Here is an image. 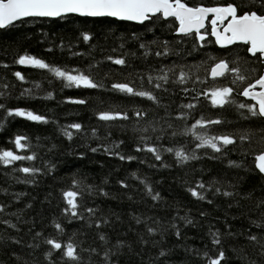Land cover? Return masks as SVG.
<instances>
[{
  "label": "trees",
  "instance_id": "obj_1",
  "mask_svg": "<svg viewBox=\"0 0 264 264\" xmlns=\"http://www.w3.org/2000/svg\"><path fill=\"white\" fill-rule=\"evenodd\" d=\"M223 2L189 0V3L206 6ZM176 26L173 18L165 20L161 17L152 23L136 24L110 17L66 15L59 18L30 17L0 29V104L6 108L33 111L49 121L45 124L29 121L26 117H8L5 110L0 109V151L35 155L31 161H15L12 165L0 163V205L5 206L4 212H0V221L9 220L19 229L0 223V264H49L44 252L51 246L45 244L44 239L56 238L68 243L69 237L78 251L81 248L97 249L96 253H81L82 260L87 262L90 259L92 264H103V250L111 248L117 239L131 245V251L125 247L121 250L122 255L112 257L118 264H208L221 246L228 257V264H264V256L261 255L264 249L246 239L249 234L264 237V229L250 223L252 220H264V204L257 206L264 199V176L255 168V156L264 150V132L260 131L259 119L252 118L246 108L237 107L241 103L255 105L238 93L248 83L254 82L264 64L247 53L243 44L218 47L211 37L209 23L207 32L203 31L206 34L203 41L197 40L194 33L188 36L176 34ZM84 34L90 36L89 41L83 40ZM153 40L157 43L152 44ZM161 41H168V54L156 56L157 51H163ZM141 42L145 49L139 48ZM145 50L149 52L147 57L142 54ZM20 55L34 56L52 68L71 74L79 70L91 75L102 87L68 86L66 81L48 69L16 63ZM109 56H125L126 65L113 64L107 59ZM237 56L240 59L236 66L248 77L239 88L231 84V74L212 78L211 69L220 59H226L231 65ZM161 68L166 71L173 69L168 72V82H161L166 92L163 88L153 89L147 82V75L155 77L162 74ZM252 68L257 71H251ZM181 70L188 74L184 84L178 80ZM15 72H20L24 79H18ZM127 81H133L137 88L142 84L144 89L152 90L161 106L157 107L145 98L128 97L111 88L112 83ZM222 86L234 87L230 97L232 103L224 107L213 106L211 91ZM185 88L187 92L183 91ZM25 90L27 93L22 95ZM78 99L86 103H72ZM189 103L196 106L181 108ZM137 108L145 110L146 117L137 118L134 115ZM103 110H123L129 119L101 121L98 112ZM181 112L188 113L187 119H177ZM201 116L222 122L193 130L192 125ZM53 120L56 123H52ZM73 122L81 123L84 130L81 133L72 130L73 139L68 140L58 126ZM149 123L165 130L160 140L156 139L161 135L159 131L153 133L149 128L147 134L151 137L150 144L162 145L160 161L146 151H134L140 133L133 129ZM93 128L96 136L91 135ZM173 132L176 133L174 136ZM220 134L233 136L235 145L224 147L222 153L196 148L199 142L196 135ZM16 135L28 137L27 141H22L28 144L27 148H15ZM241 135L249 138L240 141ZM104 146L110 152L106 153ZM91 148H97V151L92 152ZM167 148L173 151H163ZM177 150L189 154L195 151L199 159L177 163ZM117 152L132 155L135 159L120 160L114 154ZM229 160L242 167L230 166ZM20 167H35L40 171L25 174L16 170ZM132 173H136L138 178H134ZM73 178L80 182L81 187L94 184L109 193L108 197L85 195L82 201L86 207H98L100 211L93 219L106 216L111 221L109 225H102L99 229L94 224L89 227L87 212L83 213L85 219H72L70 222V212L62 213L61 209L66 206L62 190L72 187ZM139 179H146L161 198L153 201ZM213 179L218 183L208 189V183ZM105 180L107 183H103ZM118 180H124L129 187L121 188ZM197 182H204L208 189L203 193L204 201L187 191L189 187L201 191ZM215 187L234 195H214ZM18 193L23 195L17 199ZM209 199L212 204L207 203ZM201 212L205 215L202 216ZM11 213H16L20 219ZM134 216H139L142 223L136 224ZM181 217L192 223H185ZM157 220L159 224L155 223ZM53 221L63 226L62 234L53 227ZM173 224L180 231L179 238L174 235ZM146 226L156 228V234L149 235ZM217 229L222 243L214 247L208 233ZM227 231L235 235L227 236ZM36 232L41 236L36 237ZM97 233L105 234L108 243L100 241ZM141 235L147 244L139 243ZM14 239L20 243L15 244ZM154 240L159 242L155 246ZM233 248L243 251L238 256ZM160 250H165L167 255L158 257ZM16 256L20 259L17 260ZM49 259L53 264L66 262V258L61 260L60 250H53Z\"/></svg>",
  "mask_w": 264,
  "mask_h": 264
},
{
  "label": "snow or ice",
  "instance_id": "obj_2",
  "mask_svg": "<svg viewBox=\"0 0 264 264\" xmlns=\"http://www.w3.org/2000/svg\"><path fill=\"white\" fill-rule=\"evenodd\" d=\"M68 13L79 14L80 16L86 17H115L119 20L124 21H136L140 24H145V22L152 23L154 20L160 19L163 17L165 20L168 18H173L176 23L175 32L181 34L182 36H188L190 34H195L197 40H205V34H202L201 29H206V21L211 17V35L215 37V43L220 45L222 48H226L228 45L236 44L237 42L242 43L246 46L245 51L250 53L253 57H256L260 64H264V0H224L223 3H218L213 6H206L203 4H192L189 3V0H0V28L5 27L6 25L12 24V22L21 20L24 17H58ZM218 25H223V28H219ZM151 30V29H149ZM135 35V34H134ZM90 36L88 34L83 35L84 41H89ZM152 44H156L157 41H151ZM163 51H157L156 56H162L168 54V41L160 42ZM123 46V45H121ZM140 49H145L146 46L144 43L139 44ZM145 57L149 55V52L145 50L142 53ZM134 55V54H133ZM115 65L125 66L126 58L125 56H120L118 58H113L112 56L107 57ZM240 59L237 56L232 62L231 65L226 59H220L218 63L211 70V75L215 77H223L226 74H231V84L239 88L240 85L248 80V77L243 74L240 67H237V61ZM16 63L21 65H28L39 69H48L49 71L54 72L57 77L62 78L67 82L68 86L75 85L76 87H83L89 89H95L102 87L101 84L94 81L89 74L82 73L79 70H75L76 74H71L67 71H62L59 68H52L49 64L45 63L42 59H38L30 55H20L16 60ZM91 68L92 65H89ZM253 72H256V68L250 69ZM173 71L172 68L160 69L162 74L156 75L153 77L151 74L147 75V82L152 86L153 89L160 90L163 88L161 82L167 83L169 80L168 72ZM14 75L23 80L24 77L20 72H15ZM132 73H129L131 76ZM188 74L184 71H180L178 75V80L180 84H184ZM138 79L143 80V77L138 76ZM175 82V81H174ZM133 81L127 82H116L112 83L111 88L120 93L126 94L128 97H141L145 98L147 101L152 102L157 107H160L159 100L156 94L152 90H146L143 88V85L139 88L133 86ZM259 88V91L255 89ZM234 87L231 86H222L214 88L211 91V101L213 106L224 107L232 103L230 100L231 94L234 91ZM163 91H167L166 88H163ZM183 91L187 92L188 89L185 88ZM22 93V95L26 94ZM240 95L244 97H249L251 100H254L255 105L241 103L237 107L240 109H247L248 113L252 118H257L261 121L260 131L264 132V68L259 70V74L254 78V82L248 83L247 86L243 87L239 91ZM49 95H51L49 93ZM195 99V97H194ZM72 103L83 105L86 103L83 99L73 100ZM196 105L189 103L182 105L181 108L192 109ZM167 108V106H164ZM0 109H4L8 117H26L29 121H34L38 123H48L44 115L34 114L33 111H27L21 108H6L4 104H0ZM168 115L167 111L165 113ZM134 115L137 118H144L147 115V112L143 109H134ZM188 113L181 112L177 115V119H187ZM98 118L101 121H116V120H128V114L123 110H103L98 112ZM163 119V117H161ZM248 119V117H245ZM222 121L220 119H205L201 116L200 119L195 121V124L192 125V129L195 130L197 127L205 128L208 125H218ZM52 123H56L55 120ZM61 134L68 140L73 139L74 132L81 133L84 130V126L81 123L73 122L67 125L58 126ZM168 127H171L169 124ZM149 128L153 133L159 131L161 135L156 137L157 140L162 139L164 129L152 126L149 123L147 126L134 128L133 130L140 133L138 136L139 143H137L134 151L142 152L146 151L151 153L155 160H161V148L162 145L150 144L149 141L151 137L148 134ZM176 133L173 132L174 136ZM91 135L96 136V129L91 130ZM98 138V137H97ZM247 135H241L239 137L240 141L248 139ZM264 139V137H262ZM28 137L23 135H16L14 144L16 149H25L28 147L27 143H22V141H27ZM196 140L199 141L196 144V148L211 149L215 153H222L224 147L229 145H235L236 140L233 136L229 134H220V135H196ZM122 143V142H121ZM92 152H96L97 148H91ZM104 151L106 153L110 152V149L107 146H104ZM163 151L171 153L172 148L163 149ZM119 157L120 160L131 161L135 159L132 155H121L120 153H114ZM175 157L177 163H185L190 160H197L199 157L193 151L191 154L186 153L182 150L175 151ZM35 155H18L12 150H2L0 151V163L4 165H12L15 161H24V160H34ZM229 165L235 168L242 167L241 164L236 161L229 160ZM166 166V165H162ZM255 168L258 170L259 174L264 176V150L260 151L258 155L255 156ZM19 172L25 174H35L40 171V169L35 167H20L16 169ZM134 178H138L136 173L131 174ZM72 187L69 190H62V198L65 201L66 206L61 209L62 213H69V222L72 219H85L83 213H88V226L92 227L93 224L97 229L102 225H109L111 221L106 217H101L98 219H93L96 217V213L100 211L98 207H86L82 203L85 195L98 194L103 197H108L109 193L104 191L100 186L94 184H84L83 187L80 186V182L75 178L72 179ZM107 183V181H103ZM117 183L121 188H128L129 185L125 183L124 180H118ZM139 183L143 185L146 193L151 196L153 201L159 200L160 194L158 192L154 193L153 188L147 182L146 179H139ZM218 181L211 180L208 183V189H212ZM197 188L201 191H197L196 188L189 187L187 191L191 193L193 197H196L198 200L204 201L206 199L203 194L204 191L208 189L205 188L204 182H197ZM213 194H220L224 197H232L233 192L223 191L221 192L219 187L214 188ZM23 195L22 193L16 194L17 199ZM131 199V197H129ZM208 204H212V200H207ZM261 204H264V199L260 200L257 204L259 207ZM30 207V205H26ZM231 207V205H230ZM4 205H0V212H4ZM202 216L205 215L204 212L200 213ZM11 215H17L16 213H11ZM20 217L17 215V220ZM119 219V217H117ZM136 224H141L142 221L139 216H134ZM180 219L184 220L185 223L191 224L192 221L188 220L186 217H181ZM0 223L6 224L9 228L16 229L19 231L17 226L9 220L0 221ZM159 224V221H155ZM256 228L264 229V220L257 222L252 220L250 222ZM53 227L57 230L58 233H63V226L53 221ZM226 228L229 226L226 224ZM172 228L175 229L174 235L179 238L180 231L176 228V225L173 224ZM146 232L149 235H155L157 229L154 227L146 226ZM75 235V233H73ZM209 238L211 244L216 246H221V233L219 229L215 232L209 230ZM227 236H234L235 234L231 231L225 233ZM36 237L41 236L40 232L35 233ZM98 239L105 244L108 243L106 235L103 233H97ZM246 239L252 244H259L261 249H264V237H258L255 234L247 235ZM15 244H19V240H13ZM44 243L50 245L51 248L44 252L45 260H48L49 264L53 262L49 259L53 255V250H60L61 260L64 261L66 258L65 264H92V261L89 259L87 262L82 260V252L96 253L97 249L95 248H81L77 250V245L71 242V237H69V242L64 243L61 240L56 238H45ZM139 243L144 245L148 241L144 239L143 235L139 237ZM153 245H157L158 241H152ZM33 247V245H29ZM38 247V245H36ZM127 247L131 251V245L127 244L126 241L117 239L115 244L111 248H105L103 250L102 261L103 264H118V261L112 259L114 256L122 255L121 251L123 248ZM207 247V246H205ZM232 251L237 253L243 251V249H235ZM199 255V251L197 250ZM15 256V253H13ZM137 255H139L137 253ZM167 255L165 250H160L158 257H164ZM261 255L264 256V251L261 252ZM16 259L19 260L20 257L16 256ZM241 259H243L241 257ZM143 264V262H141ZM208 264H228V257L225 254L223 247H219L214 258L208 260ZM255 264V262H253Z\"/></svg>",
  "mask_w": 264,
  "mask_h": 264
},
{
  "label": "water",
  "instance_id": "obj_3",
  "mask_svg": "<svg viewBox=\"0 0 264 264\" xmlns=\"http://www.w3.org/2000/svg\"><path fill=\"white\" fill-rule=\"evenodd\" d=\"M68 14H75V13H68ZM64 15H67V14H64ZM76 15H79V14H76ZM58 17H59V16H58ZM83 17H86V16H83ZM25 18H29V17H24V18H22V19H25ZM51 18H54V17H51ZM110 18H114V19L119 20L118 18H115V17H110ZM22 19H21V20H22ZM17 21H20V20H17ZM17 21L12 22V24L15 23V22H17ZM122 21H124V20H122ZM207 21H208V20H207ZM207 21H206V24H207ZM128 22H132V23L140 24V23H138V22H136V21H128ZM6 26H8V25H6ZM6 26H5V27H6ZM218 27L222 29V28H223V25H218ZM3 28H4V27H3ZM203 30H204V29H201V32H202ZM176 34H178V33H176ZM202 34H203V33H202ZM178 35H181V34H178ZM205 37H206V34H205ZM211 37H212V38L214 39V41H215V37L212 36V35H211ZM236 44H242V43L237 42ZM217 46L220 47V48H222V47H221L220 45H218V44H217ZM229 46H231V45H228L227 47H229ZM214 66H215V65H214ZM214 66H213V67H214ZM211 76H212V75H211ZM212 77H213V76H212ZM255 90H256V91H259L260 89H259V88H256ZM242 96H243V95H242ZM243 97H244V96H243ZM244 98L247 99V100H251L249 97H244ZM252 101L255 102L254 100H252ZM255 103H256V102H255Z\"/></svg>",
  "mask_w": 264,
  "mask_h": 264
},
{
  "label": "bare ground",
  "instance_id": "obj_4",
  "mask_svg": "<svg viewBox=\"0 0 264 264\" xmlns=\"http://www.w3.org/2000/svg\"><path fill=\"white\" fill-rule=\"evenodd\" d=\"M67 15H76V14H67ZM62 16H66V15H62ZM62 16H59V17H62ZM77 16H80V15H77ZM59 17H54V18H59ZM81 17H83V16H81ZM30 18V17H29ZM37 18H51V17H37ZM92 18H98V17H92ZM25 19H27V18H25ZM23 20V19H22ZM21 21V20H20ZM18 22V21H17ZM16 23V22H15ZM14 24V23H13ZM9 25H11V24H9ZM8 25V26H9ZM7 27V26H6ZM6 27H4V28H6ZM0 29H3V28H0ZM25 66H28V65H25Z\"/></svg>",
  "mask_w": 264,
  "mask_h": 264
},
{
  "label": "rangeland",
  "instance_id": "obj_5",
  "mask_svg": "<svg viewBox=\"0 0 264 264\" xmlns=\"http://www.w3.org/2000/svg\"><path fill=\"white\" fill-rule=\"evenodd\" d=\"M210 24L211 25V23H210V17H209V19H208V21H207V24ZM203 34H205L204 32H202Z\"/></svg>",
  "mask_w": 264,
  "mask_h": 264
}]
</instances>
